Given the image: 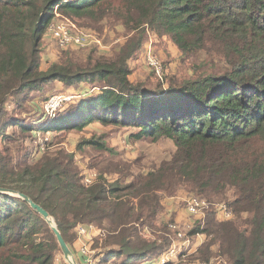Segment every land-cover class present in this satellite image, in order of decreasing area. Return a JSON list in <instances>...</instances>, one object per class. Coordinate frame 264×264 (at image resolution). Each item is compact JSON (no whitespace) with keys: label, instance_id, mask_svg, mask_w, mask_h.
Returning <instances> with one entry per match:
<instances>
[{"label":"trees","instance_id":"1","mask_svg":"<svg viewBox=\"0 0 264 264\" xmlns=\"http://www.w3.org/2000/svg\"><path fill=\"white\" fill-rule=\"evenodd\" d=\"M56 13L102 34L120 30L126 40L111 51L66 53L44 69L41 44ZM152 31L184 57H199V75L167 87V72L164 80L153 74L151 86L131 81L130 60ZM54 81L83 88L82 99L43 131H81L99 121L135 129L131 140L172 147L128 161L104 138L82 140L76 149L89 148L88 167L98 171L92 182L63 145L32 154L25 145L40 128L17 109ZM0 186L45 208L71 249L78 225L96 227L97 264H139L169 252L178 223L173 212L164 219L167 198L185 191L225 202L231 218L219 220L210 206L187 234L206 240L166 264L218 257L220 264H264V0H0ZM0 264H67L42 215L3 192Z\"/></svg>","mask_w":264,"mask_h":264},{"label":"rangeland","instance_id":"2","mask_svg":"<svg viewBox=\"0 0 264 264\" xmlns=\"http://www.w3.org/2000/svg\"><path fill=\"white\" fill-rule=\"evenodd\" d=\"M65 22L76 24L80 31L84 33H91L96 35V37L100 41V44H93L89 47L76 45L62 47L60 44H58V42L53 38L52 34L47 29V32L41 44V55L43 60L42 64L44 69L48 67L49 63L56 60L59 56L65 55L66 53H71L75 57H83L93 46H97L100 50L103 51H111L118 44L123 43L126 40V37L123 36V33L120 30L110 31L106 29L102 34L99 31H95V29L92 30L90 28L77 24L74 21L61 16L60 14L56 19L53 20L52 23L59 24ZM145 45H148L147 48L149 46H152L154 55L164 65V68L168 75L166 81H164V84L166 85L165 87L176 82L180 83L185 78H196L199 75V71L198 73L193 71L194 66H198L200 64L199 57H184L179 51L178 47L168 37H161L160 35L156 34V32L154 33L152 31L149 33L148 41ZM146 57L147 52L143 50L139 54L136 61L131 60L130 66H133V68L131 69L132 72L129 78L133 82H144L147 84V86H151L149 84L150 82L153 83L157 81L154 78L152 69L147 65ZM173 78L175 79L170 81V79ZM80 86L83 87L84 85ZM78 89L82 90L83 88L80 89L79 87H68L63 82L54 81L48 85H43L41 90L31 91L32 97L28 101L23 103L22 109H17V115L23 116L29 121L38 122L37 125L40 129L34 131V139L29 140L25 145L26 147L29 146L30 148H33L32 154L34 152V155L40 156L42 153V150L40 149H44L47 144L49 146L50 142V145H52V143L63 145L66 149L72 152H76V160H78L80 169L87 178V174L96 175L98 171L88 167L89 161L91 160V150L87 148L86 150L88 152H80L76 149L77 144L82 140L104 138V141L106 140V142L111 147L115 148L119 157L124 158L128 161L135 159L140 154H146L149 155V157H154L172 147V144L169 140H163L156 143H153L149 140H131L128 136L135 129L131 127H117L114 125L103 126L99 121L93 122L90 126H87L81 131L76 128H72L70 130L62 132L43 131L41 129V126H45L49 121L56 119L62 114L66 115L67 111H71V109H74L76 102L82 99V96L79 94L80 91H78ZM60 98H62L63 100L59 101ZM10 106L13 107L14 104L12 103ZM13 131L14 129L12 127L8 128L6 130V134H10ZM37 148L39 151L35 150ZM180 193L181 194L176 197V199L174 198L173 201H177V204L178 202L181 203V207L183 208V212L185 213L186 217L185 219H182L183 222H177L179 224L178 227L180 232L183 233L182 239H186V241L188 242V244L183 245L184 247L181 250L182 252L187 251L188 253H194V250H196L206 240V238L203 234H196L190 237L187 236V234L193 228L195 222L203 220L205 216L202 218L201 214H191L188 210L187 199L189 196L195 195H187L185 191H182ZM224 203L225 202H212L211 205H213L212 208L214 207V209H216V205ZM212 208L208 209V211ZM216 212L219 220H226L224 219V214H218L217 209ZM180 253L171 255L169 261L177 262L179 260ZM159 260L160 259H158V262ZM76 261L79 264L77 258ZM221 261L222 259H219L218 257L213 259L211 264L223 263ZM67 264L69 263L67 262Z\"/></svg>","mask_w":264,"mask_h":264},{"label":"built area","instance_id":"3","mask_svg":"<svg viewBox=\"0 0 264 264\" xmlns=\"http://www.w3.org/2000/svg\"><path fill=\"white\" fill-rule=\"evenodd\" d=\"M57 11V9H56ZM58 16L59 14L56 13ZM49 32L52 34L53 38L60 44L62 47H68L70 45H76V46H83V47H89L93 44H100V41L96 37V35L91 33H84L80 31V29L77 27L76 24L65 22V23H59L54 24L51 23L48 27ZM147 52V65L152 69L153 73L157 78L160 80H164L166 70L164 68L163 63L154 55V52L152 50V46H149L146 50ZM63 99L60 98L59 101H62ZM43 150V148H42ZM86 181L92 182V180L95 178L94 174H87ZM188 202V210L191 214L202 215V218L205 216V211L212 206L210 203H208L206 200L201 199L197 196H190L187 199ZM218 210V214H224V219H230L232 216L231 210L228 209L226 204H219L215 206ZM223 216V217H224ZM179 224H173L172 228L177 230V239L172 245L169 252L165 253L161 256L159 263L160 264H166L170 260V256L173 254H177L182 252L183 245L188 244L186 239H182L183 233L180 232ZM77 234L79 237H83L86 234V226L83 224H80L77 226ZM189 239V238H188ZM180 242V243H179ZM181 250V251H180ZM82 253L84 255V263L83 264H95V259L92 254V250L87 247L86 245L82 248ZM206 264V263H202Z\"/></svg>","mask_w":264,"mask_h":264},{"label":"crops","instance_id":"4","mask_svg":"<svg viewBox=\"0 0 264 264\" xmlns=\"http://www.w3.org/2000/svg\"><path fill=\"white\" fill-rule=\"evenodd\" d=\"M147 46L145 45L143 50L146 51ZM137 59H138V57H135V58H132L131 60L136 61ZM131 60H130V64H131ZM130 67H131V69L133 68V66H130ZM173 200H174L173 197L166 199L165 205H166L168 212L164 215V219L169 218L170 217L169 213L173 212V213H176V221L177 222H183L182 219H185L186 217H185V213L183 212V208L181 207V203L178 202V204H177V201H173ZM85 226H86V234L83 237H79V235L77 234V238L74 241L73 248H72V251L74 252L77 260L79 261V264H83L84 260H85L84 255L81 251L84 245H86L87 247H89L92 250L91 255L95 254L96 250L92 249L93 239L95 237H97L100 233V231L94 226H89V225H85ZM105 256H106V254L103 253L102 257H105ZM94 261L97 262V260H94ZM96 262H95V264H97ZM139 264H160V263L158 262V260H156V261H149V262H140Z\"/></svg>","mask_w":264,"mask_h":264},{"label":"water","instance_id":"5","mask_svg":"<svg viewBox=\"0 0 264 264\" xmlns=\"http://www.w3.org/2000/svg\"><path fill=\"white\" fill-rule=\"evenodd\" d=\"M0 192L22 197L28 203H30V205L37 212H39L42 215V217L49 224L51 230L53 231V233L55 234V236H56V238H57V240L59 242V245L61 247V251L63 253V256H64L65 260L69 264H78V262L76 261L74 252L72 251L71 247L69 246V244L65 240V238H64L63 234L61 233V231L58 229V226H57L55 220L50 216L49 212L45 208H43L41 205L37 204L32 198H30L28 195H26L23 192L16 191V190H13V189H9V188H6V187H1V186H0Z\"/></svg>","mask_w":264,"mask_h":264}]
</instances>
